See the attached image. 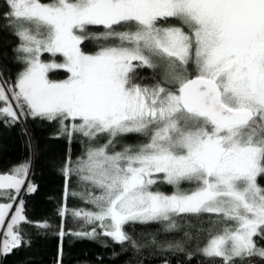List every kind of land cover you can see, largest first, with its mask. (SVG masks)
<instances>
[{"label": "snow or ice", "instance_id": "1", "mask_svg": "<svg viewBox=\"0 0 264 264\" xmlns=\"http://www.w3.org/2000/svg\"><path fill=\"white\" fill-rule=\"evenodd\" d=\"M5 3V26L14 29L15 59L24 67L14 83L0 73V121L47 120L58 124L57 137L87 140L81 156L64 161L59 215L91 229L67 234L136 248L124 227L130 222H167L164 230L173 231L176 217L194 216L207 227L185 236L210 264L264 261V0ZM93 26L103 31L90 33ZM86 39L115 43L87 53ZM44 53L63 62H45ZM53 68L67 78L50 79ZM144 68L153 75L141 76ZM128 134L146 142L116 151ZM30 167L25 161L0 174V255L22 246L25 224L50 227L28 220L18 199L22 189L36 191L26 184ZM73 176L85 187L71 195L91 208L67 207ZM158 182L175 190H154ZM182 182L195 186L184 190Z\"/></svg>", "mask_w": 264, "mask_h": 264}, {"label": "trees", "instance_id": "2", "mask_svg": "<svg viewBox=\"0 0 264 264\" xmlns=\"http://www.w3.org/2000/svg\"><path fill=\"white\" fill-rule=\"evenodd\" d=\"M5 0H0V73L13 83L23 65L15 59L14 48L19 41L13 34L14 29L6 27L4 14L7 12ZM178 23L177 21H170ZM90 33H99L101 28L90 27ZM115 43L112 40L86 39L81 47L87 53L96 52L100 46ZM191 70V68H190ZM143 77H151L152 70L137 69ZM67 72L55 70L49 77L61 80L67 77ZM158 78V77H157ZM150 83V80H144ZM22 122L7 125L0 121V173H7L11 168L25 161L31 164L28 183L36 186V191L28 193L26 189L20 199L25 204V214L32 222H47L50 227H37L35 224H25L24 243L18 249L0 255V264H210L208 258L197 250V242L189 240L185 233L195 235L202 227L200 219L194 216L176 217L177 228L165 231L167 222H152L148 224L129 223L125 231L129 233L138 247L130 243L123 245L113 242L109 237L98 236L95 239L82 238L67 233L89 231L91 226H85L83 221L67 215L61 217L59 209L65 203L66 178L62 171L64 161L71 156L73 160L81 156L87 145L86 138L74 135L71 142L66 136L57 137L58 124L47 120L21 118ZM25 131L27 135H25ZM101 137L100 142H105ZM116 144V150L124 144L146 142V137L140 134H128ZM258 183L264 186V176L258 177ZM161 188L166 193L172 187L162 183ZM84 185L76 176L67 181L66 204L69 209H89L91 205L84 203L72 192L84 191ZM181 187L190 189L187 184ZM207 220V216L203 217ZM61 226L66 233L60 236ZM155 239L156 243L152 241ZM204 238L200 241L202 247ZM168 244H179L184 250L169 249ZM191 254V258H189ZM256 264H264L260 258H253ZM216 264H222L217 258Z\"/></svg>", "mask_w": 264, "mask_h": 264}, {"label": "rangeland", "instance_id": "3", "mask_svg": "<svg viewBox=\"0 0 264 264\" xmlns=\"http://www.w3.org/2000/svg\"><path fill=\"white\" fill-rule=\"evenodd\" d=\"M94 27V26H93ZM41 59L42 60H44L45 62H55V63H62L63 62V57L62 56H60L59 54H57L56 56H52L51 54H49V53H44L43 55H42V57H41ZM55 70H63V69H61V68H53V69H51L50 71H49V73L50 72H52V71H55ZM63 71H65V70H63ZM66 72V71H65ZM49 73H48V76H49ZM68 74V73H67ZM68 76V75H67ZM157 77L159 78V70H157ZM50 78V77H49ZM67 78V77H66ZM66 78H64V79H66ZM50 79H52V78H50ZM52 80H56V79H52ZM61 80H63V79H61ZM57 81H59V80H57ZM121 150V149H120ZM119 149H117L116 151H120ZM161 176L163 175V174H160ZM162 183L163 182H158L156 185H154L153 186V188H154V190H156V189H158L159 191H161V192H164V193H166L165 191H163L161 188L163 187V185H162ZM187 184L188 186H190L191 188H193L195 185L194 184H191V183H188V182H182L181 183V185L182 184ZM164 184H167V183H164ZM169 185V184H168ZM181 185H180V187H181ZM169 186H171L172 187V191L171 192H168L167 194H171L175 189L173 188V186L172 185H169ZM181 189H186L185 187L183 188V187H181ZM15 207V206H14ZM6 223H7V221H6Z\"/></svg>", "mask_w": 264, "mask_h": 264}, {"label": "water", "instance_id": "4", "mask_svg": "<svg viewBox=\"0 0 264 264\" xmlns=\"http://www.w3.org/2000/svg\"><path fill=\"white\" fill-rule=\"evenodd\" d=\"M21 122H22V120H21ZM0 174H5V173H0ZM29 180V179H28ZM28 183V181H26V184ZM24 191V189H22V192ZM21 192V193H22ZM18 199H20V197L18 198Z\"/></svg>", "mask_w": 264, "mask_h": 264}, {"label": "flooded vegetation", "instance_id": "5", "mask_svg": "<svg viewBox=\"0 0 264 264\" xmlns=\"http://www.w3.org/2000/svg\"><path fill=\"white\" fill-rule=\"evenodd\" d=\"M95 28V27H94Z\"/></svg>", "mask_w": 264, "mask_h": 264}]
</instances>
